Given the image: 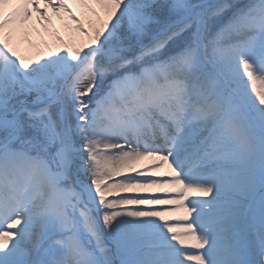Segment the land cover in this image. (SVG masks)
<instances>
[{
    "label": "snow or ice",
    "instance_id": "snow-or-ice-1",
    "mask_svg": "<svg viewBox=\"0 0 264 264\" xmlns=\"http://www.w3.org/2000/svg\"><path fill=\"white\" fill-rule=\"evenodd\" d=\"M0 264H264V0H0Z\"/></svg>",
    "mask_w": 264,
    "mask_h": 264
},
{
    "label": "bare ground",
    "instance_id": "bare-ground-1",
    "mask_svg": "<svg viewBox=\"0 0 264 264\" xmlns=\"http://www.w3.org/2000/svg\"><path fill=\"white\" fill-rule=\"evenodd\" d=\"M7 11H11V8L7 9ZM49 14L52 15L51 10H49ZM34 17H35V14H34ZM53 20H54V23H55L56 27L60 30L61 35H65L66 34V36H67V33H66L65 29L62 27L61 22L59 20H57L55 17H53ZM37 27H39V26L37 25ZM42 31L43 30L41 29V32ZM34 38H35V34H34ZM44 38L45 39H49V37L46 34H45Z\"/></svg>",
    "mask_w": 264,
    "mask_h": 264
},
{
    "label": "rangeland",
    "instance_id": "rangeland-1",
    "mask_svg": "<svg viewBox=\"0 0 264 264\" xmlns=\"http://www.w3.org/2000/svg\"><path fill=\"white\" fill-rule=\"evenodd\" d=\"M73 8H74V11H76L77 15L82 16V10L80 8L76 7L75 5H73ZM82 18H83V16H82ZM65 36H66V34H65Z\"/></svg>",
    "mask_w": 264,
    "mask_h": 264
}]
</instances>
